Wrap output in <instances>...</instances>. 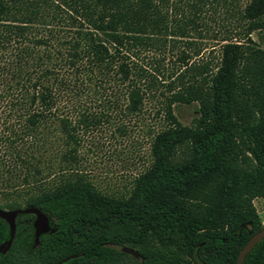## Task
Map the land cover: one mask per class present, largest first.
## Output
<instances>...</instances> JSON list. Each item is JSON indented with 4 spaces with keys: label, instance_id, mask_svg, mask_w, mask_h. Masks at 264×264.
<instances>
[{
    "label": "trees",
    "instance_id": "16d2710c",
    "mask_svg": "<svg viewBox=\"0 0 264 264\" xmlns=\"http://www.w3.org/2000/svg\"><path fill=\"white\" fill-rule=\"evenodd\" d=\"M92 89L123 116L157 99L165 120L127 197L79 168L98 118L76 103ZM192 102L182 123L174 106ZM261 196L264 0H0V207L37 206L54 227L36 242L19 213L0 264H235L264 227ZM242 264H264V237Z\"/></svg>",
    "mask_w": 264,
    "mask_h": 264
},
{
    "label": "rangeland",
    "instance_id": "374dc122",
    "mask_svg": "<svg viewBox=\"0 0 264 264\" xmlns=\"http://www.w3.org/2000/svg\"><path fill=\"white\" fill-rule=\"evenodd\" d=\"M244 2L245 0H241ZM216 28L214 22L209 20ZM211 33L208 34L210 36ZM254 38L257 34L253 33ZM203 55L208 53L213 38L204 37ZM171 51L167 50L165 66H171L169 60ZM143 59L149 64L153 56L161 54L150 51ZM174 54H172L173 56ZM173 58V57H171ZM170 58V59H171ZM174 59V58H173ZM106 92L91 90L90 94L82 95L77 110L92 112L98 118L96 124L83 130L79 146V168L93 182L96 188L108 195L127 197L130 194L134 177L144 169L149 160L150 131L165 124L162 113H158L157 99H149L140 115L123 116L116 112L106 101ZM195 103H179L174 106V112L182 123L190 124L196 116ZM59 108L73 112L74 106L60 102ZM261 222L264 224V196L253 199Z\"/></svg>",
    "mask_w": 264,
    "mask_h": 264
},
{
    "label": "water",
    "instance_id": "95a60500",
    "mask_svg": "<svg viewBox=\"0 0 264 264\" xmlns=\"http://www.w3.org/2000/svg\"><path fill=\"white\" fill-rule=\"evenodd\" d=\"M19 213L34 214L33 227H34L35 240H38V236L40 234L47 231L51 232L54 230V227L51 225L49 215L37 206L16 207L11 209L0 207V217L4 218L9 225V237L0 243V253H4L11 244L16 228L15 219ZM262 237H264V227L255 231L244 243V245L240 248L237 254L235 264H242L245 255L253 248L255 243H257ZM116 247L136 257L139 256V253L132 247L126 245H117Z\"/></svg>",
    "mask_w": 264,
    "mask_h": 264
},
{
    "label": "flooded vegetation",
    "instance_id": "af4514ba",
    "mask_svg": "<svg viewBox=\"0 0 264 264\" xmlns=\"http://www.w3.org/2000/svg\"><path fill=\"white\" fill-rule=\"evenodd\" d=\"M34 219V218H33ZM32 223H33V221H32ZM51 225H52V221H51ZM33 230H34V227H33ZM39 237V236H38ZM34 239H35V234H34ZM36 242H37V240H35Z\"/></svg>",
    "mask_w": 264,
    "mask_h": 264
}]
</instances>
